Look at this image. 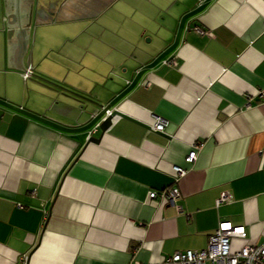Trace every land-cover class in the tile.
Returning a JSON list of instances; mask_svg holds the SVG:
<instances>
[{
    "label": "crops",
    "instance_id": "obj_1",
    "mask_svg": "<svg viewBox=\"0 0 264 264\" xmlns=\"http://www.w3.org/2000/svg\"><path fill=\"white\" fill-rule=\"evenodd\" d=\"M262 91L264 0H0V264H162L220 222L262 245Z\"/></svg>",
    "mask_w": 264,
    "mask_h": 264
},
{
    "label": "built area",
    "instance_id": "obj_2",
    "mask_svg": "<svg viewBox=\"0 0 264 264\" xmlns=\"http://www.w3.org/2000/svg\"><path fill=\"white\" fill-rule=\"evenodd\" d=\"M193 30L201 36L212 37V34L199 27ZM33 75L31 68H27L21 73L22 79L27 80ZM264 96V91L261 92ZM103 119L111 115L112 110L101 107ZM115 118V117H114ZM113 118V120H114ZM112 120V121H113ZM168 122L155 117L151 129L155 132H163ZM199 146H194L192 151L185 158L186 163H193L197 156ZM177 179L182 172L180 169L173 168ZM180 197L178 188L175 186L165 189L161 192L150 191L149 200H155L159 204H173ZM231 200L227 193H221L216 200V207L226 204ZM243 242L239 248L233 249L231 242L233 240ZM247 234L243 226H233L230 222H220L217 229L208 237L207 245L200 251L176 252L171 257L162 260V264H264V243L262 245H253L246 242ZM134 264H138L135 262Z\"/></svg>",
    "mask_w": 264,
    "mask_h": 264
},
{
    "label": "water",
    "instance_id": "obj_3",
    "mask_svg": "<svg viewBox=\"0 0 264 264\" xmlns=\"http://www.w3.org/2000/svg\"><path fill=\"white\" fill-rule=\"evenodd\" d=\"M24 71V70H23ZM120 113L112 111L111 115L104 118L98 126V129L103 133L110 125L114 117L119 116ZM96 140V139H92Z\"/></svg>",
    "mask_w": 264,
    "mask_h": 264
}]
</instances>
